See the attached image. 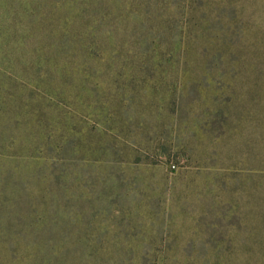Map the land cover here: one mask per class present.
<instances>
[{"label": "rangeland", "instance_id": "rangeland-1", "mask_svg": "<svg viewBox=\"0 0 264 264\" xmlns=\"http://www.w3.org/2000/svg\"><path fill=\"white\" fill-rule=\"evenodd\" d=\"M0 264H264V0H0Z\"/></svg>", "mask_w": 264, "mask_h": 264}]
</instances>
